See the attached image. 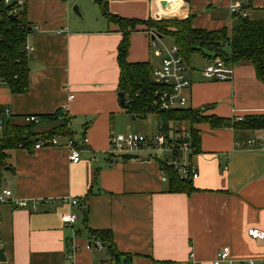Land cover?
I'll use <instances>...</instances> for the list:
<instances>
[{
  "label": "crops",
  "instance_id": "obj_1",
  "mask_svg": "<svg viewBox=\"0 0 264 264\" xmlns=\"http://www.w3.org/2000/svg\"><path fill=\"white\" fill-rule=\"evenodd\" d=\"M101 1L109 14L125 20L158 22L192 16V28L205 31L229 30L238 12H231L235 5L249 20H264V0ZM24 5L32 28L26 40L31 48L28 89L11 94L0 84V108L18 124H24L27 116L64 112L81 160L69 162L66 136H57L58 148L6 151L0 189L8 188L28 202L55 201L35 212L30 207L0 206V249L4 248L5 258L0 264H104L109 255L96 249L89 233L102 230L111 232L116 250L130 256L129 264L190 260L211 264L223 247L229 248L234 264L250 260L262 264L264 243L251 239L247 230L264 232V150L248 151L244 144L264 132L194 126L199 131V152L182 153L179 160L195 168L198 176L191 181L195 191L168 193V179L162 181L161 175L169 153H161L169 154L163 160L153 153L145 154L146 159L142 153L107 156L111 137L129 133L139 119L120 104L118 25L107 21L95 0H24ZM136 30L130 34L127 62L159 68L163 56L151 46L149 31L144 25ZM202 59L199 69L185 66L189 82L182 91L185 107L221 119L264 115V85L250 63L235 66L231 81L214 82L201 74L213 60ZM181 125L169 124L172 131L162 132L157 117L152 126L157 130L149 136L162 132L172 140L181 139L188 130L187 124L185 130ZM67 198L78 200L79 208L60 202ZM70 213L77 221L66 227L63 218ZM73 232L78 249L72 253L67 240ZM90 243L93 248L87 250Z\"/></svg>",
  "mask_w": 264,
  "mask_h": 264
},
{
  "label": "trees",
  "instance_id": "obj_2",
  "mask_svg": "<svg viewBox=\"0 0 264 264\" xmlns=\"http://www.w3.org/2000/svg\"><path fill=\"white\" fill-rule=\"evenodd\" d=\"M95 3L102 7L103 15L109 23L118 25L122 34L117 49V63L119 68L118 91L124 96L125 111L135 118L156 115L161 122V131L169 132V124H187L191 152H199V131L196 125L207 124L212 129L230 128L233 131L264 132V115L246 116L242 119H221L215 116L203 115V110L182 107L163 111L154 105L155 93L161 89L151 79V67L148 63H129L126 60L130 34L136 32L137 25H144L146 30L157 36H169L179 49L178 54L184 66L189 67L191 58L200 55L214 60L221 58L226 64L234 67L240 63H250L257 80L264 85V20L253 21L243 15L238 9L233 16L229 30L223 28L218 31H205L191 26L192 16L184 20L147 21L125 20L108 13L101 0ZM32 28L26 20L25 5L18 10L16 3L9 5L0 0V84L4 85L11 94H23L28 89L29 60L24 52L27 37ZM228 48V52L226 51ZM0 108V113H2ZM38 124L14 123L10 116L3 119L0 135V181L6 167V151L16 149L18 144L30 149L40 137L66 136L71 139L67 129L68 118L64 112L36 116ZM52 125L47 129L46 126ZM41 129V130H39ZM127 158V156H123ZM168 179V193L194 192L191 181L179 179L176 171L171 167H164ZM86 218L83 213V218ZM94 244L99 242L101 248L109 255V259L116 264H129L130 256L116 250L110 231H90ZM154 264H160L154 262Z\"/></svg>",
  "mask_w": 264,
  "mask_h": 264
},
{
  "label": "built area",
  "instance_id": "obj_3",
  "mask_svg": "<svg viewBox=\"0 0 264 264\" xmlns=\"http://www.w3.org/2000/svg\"><path fill=\"white\" fill-rule=\"evenodd\" d=\"M11 0H4L5 5H9ZM18 10L24 8V0H15ZM239 9V5L231 7V12L235 13ZM148 35L151 38V46L157 48L161 43V38H159L153 32H149ZM179 49L173 45L171 48L162 46L158 53L163 56L161 65L159 68L152 70L151 79L156 85H160L161 89L155 93L154 105L158 109L163 111H168L171 109L182 108L186 106V99L182 94L184 88L189 85V82L185 78V66L178 54ZM24 52L28 55L31 52L30 46L27 44L24 46ZM234 66L226 64L223 59L216 58L210 64L203 68L201 74L204 79L214 82H226L231 81L233 77ZM72 96L69 97L71 99ZM10 117L9 111L3 109L0 113V130L3 127V119H8ZM24 123L38 124L39 119L36 116H27L24 118ZM184 136L181 139L172 140L167 135L165 136L162 132L152 135L143 136L141 134H118L110 139V149L107 152V156L113 159L114 156L122 155H132L142 153L143 159L145 154L147 157L153 154L169 153L170 159L163 161L165 168L171 167L176 171L179 179L195 180L198 176L195 168L184 162H180L179 155L185 152H191V145L189 142L188 130H185ZM83 144H86V139L83 138ZM60 147L59 140L56 136L50 137H40L31 146L32 151H38L44 148H58ZM18 149H27L22 144H18ZM64 149L68 153V160L71 164H77L81 160L80 148L72 140L68 139L64 145ZM244 149L251 150H264V133L258 137H252L246 140L244 144ZM162 181H167L166 172L162 171L161 175ZM55 200H44L35 199L26 200L19 199L15 197L12 191L8 188L0 189V206L10 205L17 206L18 208L28 209L30 211H37L41 205L53 204ZM60 202L67 203L71 208H79L78 200L74 198H67L61 200ZM77 221V216L73 213L68 214L63 218V224L66 227H72V225ZM247 235L256 241L264 243V232L257 229L247 230ZM76 234L72 233V238L70 239V245L72 253L78 249V246L74 243V238ZM97 250H102L99 242L94 245ZM85 248L91 250L93 245L86 244ZM192 255L189 254V259ZM106 264H116L113 260H108ZM165 264H200L196 261L190 260L185 263H165ZM211 264H234L230 259V250L228 247H223L216 254L215 259ZM246 264H254L253 260L246 262ZM264 264V262L262 263Z\"/></svg>",
  "mask_w": 264,
  "mask_h": 264
},
{
  "label": "rangeland",
  "instance_id": "obj_4",
  "mask_svg": "<svg viewBox=\"0 0 264 264\" xmlns=\"http://www.w3.org/2000/svg\"><path fill=\"white\" fill-rule=\"evenodd\" d=\"M161 43L159 44L158 47L156 48L157 51H159V49H161L162 46L167 47V48H171L174 43L173 40L169 37V36H162L161 38ZM204 62V59H202V57L200 56H196L194 55L191 58V67L194 69H199L202 65V63ZM156 116H149L146 120L139 118L136 121H134V127L131 128V130L129 131V133H133V134H141L143 136H149L150 133L154 130V132L157 130V128L152 127L156 121ZM181 128H183V130H185V124L181 125ZM170 132V131H169ZM167 132V133H169ZM158 157L160 156L163 159H165V156L169 157V154H156ZM189 181H193V180H189ZM67 245H70L69 239L67 240ZM103 256L104 253L102 254ZM107 262L105 261L104 264H106ZM185 263V262H183Z\"/></svg>",
  "mask_w": 264,
  "mask_h": 264
},
{
  "label": "water",
  "instance_id": "obj_5",
  "mask_svg": "<svg viewBox=\"0 0 264 264\" xmlns=\"http://www.w3.org/2000/svg\"><path fill=\"white\" fill-rule=\"evenodd\" d=\"M165 5H166V2H164V1L161 2L162 7H165ZM75 8H73V12H75L77 15H79V13L77 12V10ZM159 38H161V37H159ZM119 98H120V104L124 106V96L121 93H119ZM3 253H4V248H1L0 249V263L5 262V258H4Z\"/></svg>",
  "mask_w": 264,
  "mask_h": 264
}]
</instances>
